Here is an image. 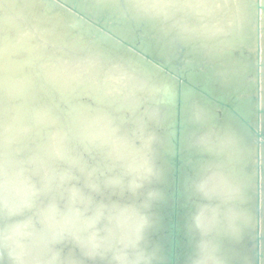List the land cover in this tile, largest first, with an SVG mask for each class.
<instances>
[{"label":"bare ground","instance_id":"6f19581e","mask_svg":"<svg viewBox=\"0 0 264 264\" xmlns=\"http://www.w3.org/2000/svg\"><path fill=\"white\" fill-rule=\"evenodd\" d=\"M127 44L176 72L179 62L201 66L192 82L214 97L237 93L257 128L264 0H0V264L163 255L153 235L172 203L176 80ZM184 109L181 154H198L179 179L191 212L186 264H255L264 144L259 176L255 132L200 93ZM259 120L264 132V110ZM260 252L264 264L262 239Z\"/></svg>","mask_w":264,"mask_h":264},{"label":"water","instance_id":"95a60500","mask_svg":"<svg viewBox=\"0 0 264 264\" xmlns=\"http://www.w3.org/2000/svg\"><path fill=\"white\" fill-rule=\"evenodd\" d=\"M260 6L258 7V9ZM108 24H112L111 20H109ZM142 27V26H141ZM140 29V28H139ZM108 31V30H107ZM106 33H109V31ZM140 35V30L139 33ZM143 34V33H142ZM138 39V45L147 47L146 44L151 45V41H142L139 39V36H135V39L137 41ZM142 43V44H140ZM132 50H134L135 53H137L139 56H141L143 59L148 61V63H151L153 65L159 66L164 73L171 76V79H174L176 84V92L173 96L167 99L171 101L170 108L173 107V113H174V119L172 123L173 130L171 131V135L169 137L170 139V146L167 144V147L172 148V151L170 150L168 153V161L171 165V177L173 178V191L168 189L167 187H164L167 190V193L169 197L172 200L171 205L169 206H163L165 211H162L159 209L160 212L159 215L165 214V216H160L159 220H163L164 229H162L160 232H156L153 235V239L155 240L156 234L162 236V242L164 246V252L161 257H159V260L156 259L157 264H186L188 261V254L191 252V245H189L188 240V231H190V225H189V210H185L187 208V204L185 203V195L179 189L180 184V174L182 171L188 172L190 171L189 164L187 160H191L192 158L196 157L198 154L191 153L188 156L181 154V146H183V138L182 133L185 130V121L183 119V112H184V106H185V97L190 93H200L202 96L208 100V101H214L219 106V111L222 113L226 111L229 113L235 120H237L241 125L247 129L250 130V132H255V139H256V146L258 151V165H257V173L260 176L261 172V162H260V148L262 147V144H264V132L262 131L261 124L259 117L262 114L263 110L257 102L256 107V115H257V128H254L248 120L242 115L241 111H239V102L238 100H233L236 97L237 93H228L229 95L224 94H218V97H214L212 94L209 93V90L206 88L205 83H197L199 85L194 84L192 81L198 75L199 73L203 72L201 66H195V63H177V70L179 71H173L167 66L161 64V62L158 59H163L162 57L157 56L156 54H153L157 60L153 57H151L149 54L141 51L139 48H135L131 44H127ZM147 49V48H146ZM148 50V49H147ZM149 51V50H148ZM163 61V60H162ZM181 61V60H179ZM196 79V78H195ZM198 80V79H196ZM199 81V80H198ZM230 99V100H229ZM222 109H224L222 111ZM172 146V147H171ZM187 157V158H185ZM191 162V161H190ZM259 176L256 182V216L257 221L259 222L260 219V191H261V185L259 182ZM166 186V185H165ZM180 201V202H179ZM191 214V212H190ZM187 220V222H186ZM262 237V238H261ZM261 239L264 240L263 235L261 236L260 231L258 228L256 229L255 233V264H261V252H260V246H261Z\"/></svg>","mask_w":264,"mask_h":264}]
</instances>
